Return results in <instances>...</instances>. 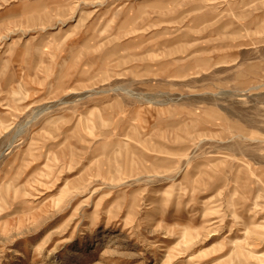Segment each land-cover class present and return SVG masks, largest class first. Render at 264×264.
<instances>
[{"label": "rangeland", "instance_id": "374dc122", "mask_svg": "<svg viewBox=\"0 0 264 264\" xmlns=\"http://www.w3.org/2000/svg\"><path fill=\"white\" fill-rule=\"evenodd\" d=\"M0 264H264V0H0Z\"/></svg>", "mask_w": 264, "mask_h": 264}]
</instances>
